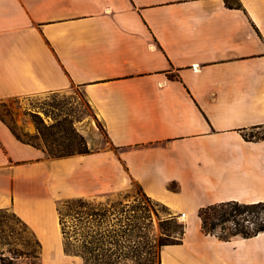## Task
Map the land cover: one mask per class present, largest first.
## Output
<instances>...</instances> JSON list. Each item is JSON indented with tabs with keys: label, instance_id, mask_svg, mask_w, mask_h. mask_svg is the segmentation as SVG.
Listing matches in <instances>:
<instances>
[{
	"label": "crops",
	"instance_id": "1",
	"mask_svg": "<svg viewBox=\"0 0 264 264\" xmlns=\"http://www.w3.org/2000/svg\"><path fill=\"white\" fill-rule=\"evenodd\" d=\"M231 5V6H230ZM75 86L108 146L51 157L0 119V212L65 250L58 207L137 187L184 226L158 264H264V233L220 241L198 210L264 203V0H0V105Z\"/></svg>",
	"mask_w": 264,
	"mask_h": 264
},
{
	"label": "rangeland",
	"instance_id": "2",
	"mask_svg": "<svg viewBox=\"0 0 264 264\" xmlns=\"http://www.w3.org/2000/svg\"><path fill=\"white\" fill-rule=\"evenodd\" d=\"M4 123L18 140L39 147L51 157L90 153L109 147L103 128L82 91L71 86L68 90L42 94L22 100H10L0 106ZM248 137L264 135V129L251 131ZM71 248L88 243L115 242L121 248V260L113 264H158L157 250L161 244L178 239L181 234L167 209L146 198L134 187L126 194L101 200H73L58 207ZM104 215L90 218V215ZM122 232L111 240L101 235L107 228ZM163 227V231L161 230ZM219 229L216 233H219ZM89 236H92L91 239ZM115 252V249H112ZM39 247L32 232L9 211L0 212V264H38ZM124 255L127 258H124ZM85 264H100L108 259L88 260Z\"/></svg>",
	"mask_w": 264,
	"mask_h": 264
},
{
	"label": "trees",
	"instance_id": "3",
	"mask_svg": "<svg viewBox=\"0 0 264 264\" xmlns=\"http://www.w3.org/2000/svg\"><path fill=\"white\" fill-rule=\"evenodd\" d=\"M231 1L233 0H226V2H231ZM0 119L4 123L1 114H0ZM244 138L246 140L259 141V140H264V135L260 137H248V135L246 134ZM79 154H88V153L84 152ZM71 203H73V200L64 202L66 206L70 205ZM96 217H99L101 220L104 219V215H98V214L90 215V218H96ZM197 217L200 220L202 233H204L205 235L215 236L220 241L227 242L233 238L250 239L257 236L260 233H264V203L263 202L256 204H241L233 201L218 203L204 208H200L198 210ZM174 219L175 218L171 216L169 217V220L163 221L162 223H167L168 221H175ZM175 224L177 228H179L180 234L182 235L184 226L181 223L177 224L175 222ZM60 225H61L62 235L65 241V250L70 254L80 256L83 259L84 264H85V260H87L86 257H89L88 260H98V259L101 260L100 257L102 256L108 258L106 259V261L101 262L100 264H113L110 262L111 260L110 257H114V260L122 259V255L120 253L121 248H119V246L115 242H108L106 245H103L102 242L99 243L90 242L87 244V246L83 245L81 247H77V249L71 248L67 242L68 238L66 237L67 234L65 232L64 224L61 218H60ZM110 228L108 227L107 229H105L103 233H101V235L95 232L92 235L95 237V235L97 234L98 239L104 237L109 240H111L113 236L120 238L119 234H121V237L123 236L122 232L117 233L115 230ZM217 229H219L220 231L219 233H216ZM161 230L162 231L164 230L163 227H161ZM89 237L93 239L92 236ZM175 241L161 244L159 247L170 243H174ZM37 244L38 247H40L38 242ZM112 249H115V252H113ZM124 258L127 257L124 255Z\"/></svg>",
	"mask_w": 264,
	"mask_h": 264
}]
</instances>
